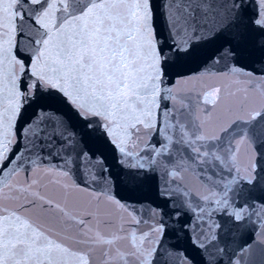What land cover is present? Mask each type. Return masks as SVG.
<instances>
[{"label":"snow or ice","instance_id":"obj_1","mask_svg":"<svg viewBox=\"0 0 264 264\" xmlns=\"http://www.w3.org/2000/svg\"><path fill=\"white\" fill-rule=\"evenodd\" d=\"M0 264H264V0H0Z\"/></svg>","mask_w":264,"mask_h":264}]
</instances>
